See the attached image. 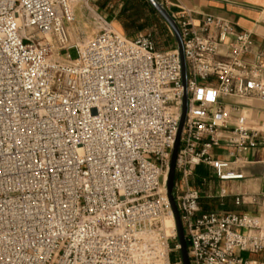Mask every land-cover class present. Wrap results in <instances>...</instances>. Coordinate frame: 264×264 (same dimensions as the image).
I'll use <instances>...</instances> for the list:
<instances>
[{
  "label": "built area",
  "instance_id": "built-area-1",
  "mask_svg": "<svg viewBox=\"0 0 264 264\" xmlns=\"http://www.w3.org/2000/svg\"><path fill=\"white\" fill-rule=\"evenodd\" d=\"M161 4L186 65L173 197L189 262L264 264V194L233 197L255 213L201 207L228 196L209 195L201 173L244 179L264 132V51L227 19ZM96 17L79 46L73 0H0V264H182L165 188L183 99L176 43L168 27L161 49L152 31L128 37Z\"/></svg>",
  "mask_w": 264,
  "mask_h": 264
},
{
  "label": "crops",
  "instance_id": "crops-1",
  "mask_svg": "<svg viewBox=\"0 0 264 264\" xmlns=\"http://www.w3.org/2000/svg\"><path fill=\"white\" fill-rule=\"evenodd\" d=\"M135 0H96V10L104 13L106 19H110L111 25L117 26L123 34L134 37L137 34L152 31L156 33L157 24H162L167 28L165 22L156 15L147 1H142L146 8L142 15L130 13L131 3ZM160 3L179 4L182 8L190 12L191 18L195 23H199L206 15L221 17L243 30L253 33L256 48L264 51V0H158ZM136 2V1H135ZM167 9L175 10L173 7ZM125 17V21L123 18ZM168 29H166L167 32ZM169 45L171 37L168 38ZM157 43V42H156ZM233 101L231 99H228ZM256 114L263 121L264 113L257 110ZM216 157L227 158V150L214 151ZM245 164L240 170L243 172L244 179L234 182H217L210 171L204 170L203 174L209 180V195L216 193L219 187L226 189L228 196L203 198L201 207L204 210L232 211L255 213L256 208L244 203L239 206L233 204V197L237 194L257 195L264 194V180L260 178L261 164L264 161V132L257 139L256 148L245 155ZM212 202L214 205H210ZM203 203V204H202Z\"/></svg>",
  "mask_w": 264,
  "mask_h": 264
},
{
  "label": "rangeland",
  "instance_id": "rangeland-1",
  "mask_svg": "<svg viewBox=\"0 0 264 264\" xmlns=\"http://www.w3.org/2000/svg\"><path fill=\"white\" fill-rule=\"evenodd\" d=\"M136 1V2H135ZM133 3H131V10L130 13H133L135 15H142L144 13V10L146 9L144 7V4H140L144 0H135ZM147 1V0H145ZM73 21L71 24L68 25V34L70 37L71 42L75 43H81L90 37H92L100 28L97 15H101V17L104 16V13H100L98 10H96L95 5L96 0H73ZM148 3V2H147ZM97 13V15H95ZM156 13V12H155ZM156 15H158L156 13ZM158 17H160L158 15ZM105 18V17H104ZM123 21H125V17H122ZM108 22H110V19H106ZM112 27H114L116 30H121L112 24ZM166 29L164 25L157 24L155 27V33H156V42L158 44V47L161 49L168 48L169 42V33L168 30L166 32ZM264 44V40H263ZM68 54L71 59H75L77 57L76 49L71 48L68 51ZM248 103H254L253 101H248ZM263 128H264V118H263ZM198 173H201V170L198 169ZM203 174V173H201ZM203 204V203H202ZM210 205H214L212 202H210ZM245 256V255H244ZM250 258L260 260L262 257L261 255H251ZM171 261H174L175 257L174 255L170 256Z\"/></svg>",
  "mask_w": 264,
  "mask_h": 264
},
{
  "label": "water",
  "instance_id": "water-1",
  "mask_svg": "<svg viewBox=\"0 0 264 264\" xmlns=\"http://www.w3.org/2000/svg\"><path fill=\"white\" fill-rule=\"evenodd\" d=\"M147 2L152 7V9L160 16V18L165 22L167 27L170 29L173 35V39L176 43V48L179 54L180 64H181V80H182V86H183L182 108H181V115H180V120L178 124L175 141H174L173 148L171 151V157H170V163H169V169L167 173L165 188H166V196L170 204L173 220H174L175 227H176L177 241H178L179 248H180L179 252H180L182 264H190L189 258H188V252H187L186 239L184 236V232H183L182 225L180 222L179 213L176 208V204H175L174 197H173V185H174V178H175V160H176L177 152L179 149V138H180V133H181V129L184 123L185 113L187 109L186 65H185L184 57H183L182 40H181L178 27L175 24L174 20L171 18L167 9L158 0H147Z\"/></svg>",
  "mask_w": 264,
  "mask_h": 264
},
{
  "label": "bare ground",
  "instance_id": "bare-ground-1",
  "mask_svg": "<svg viewBox=\"0 0 264 264\" xmlns=\"http://www.w3.org/2000/svg\"><path fill=\"white\" fill-rule=\"evenodd\" d=\"M74 3V2H73ZM73 43V42H72ZM75 43V42H74ZM75 44H77V45H79V46H81L82 44L81 43H75ZM227 99H231V100H233V101H235V102H239V103H245V104H248V101L249 100H247V99H237V98H234V97H227ZM172 224H173V220H172V218H166L165 220H164V226L168 229L170 226H172ZM167 232H168V230H167Z\"/></svg>",
  "mask_w": 264,
  "mask_h": 264
},
{
  "label": "trees",
  "instance_id": "trees-1",
  "mask_svg": "<svg viewBox=\"0 0 264 264\" xmlns=\"http://www.w3.org/2000/svg\"><path fill=\"white\" fill-rule=\"evenodd\" d=\"M169 38H170V36H169Z\"/></svg>",
  "mask_w": 264,
  "mask_h": 264
}]
</instances>
